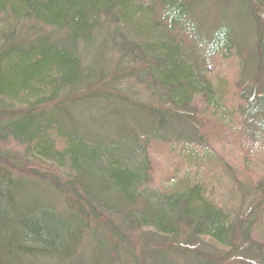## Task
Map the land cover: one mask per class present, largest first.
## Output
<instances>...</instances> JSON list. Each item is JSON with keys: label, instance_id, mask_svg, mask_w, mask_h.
<instances>
[{"label": "trees", "instance_id": "obj_1", "mask_svg": "<svg viewBox=\"0 0 264 264\" xmlns=\"http://www.w3.org/2000/svg\"><path fill=\"white\" fill-rule=\"evenodd\" d=\"M216 127L264 147V0H0V264H264Z\"/></svg>", "mask_w": 264, "mask_h": 264}, {"label": "rangeland", "instance_id": "obj_2", "mask_svg": "<svg viewBox=\"0 0 264 264\" xmlns=\"http://www.w3.org/2000/svg\"><path fill=\"white\" fill-rule=\"evenodd\" d=\"M106 57L109 58L111 55L109 53V50L105 52ZM229 62L222 64L221 66L217 67V73L220 76H223L227 78L229 81H231V78L234 75V66L228 65ZM214 81L216 80V77L213 76ZM224 129V128H223ZM218 131L222 134L220 128L215 129V131ZM225 134V135H224ZM222 134L223 136H228V138L221 140V141H215L212 143L213 148L219 152L220 154L224 155L230 163H233L238 167V173L240 172L241 179L246 183L247 185H255L256 188H264V161L262 153L264 152L263 148L258 149H246L242 148L238 145V143L234 138H239L235 135H227L226 133ZM151 158L153 159V168H152V177L154 181L155 186H159L161 188H170L172 185L176 182L175 180L163 182L164 180H171V177H168V174L171 172H174V166L173 164L176 162L175 157L171 156L168 157L165 154H161L160 152L155 150V147H153V150L151 151ZM262 156V157H260ZM30 168H32L30 166ZM27 167H24L23 170H26ZM39 170V169H37ZM25 175V174H24ZM30 177H33L30 175ZM210 177V173L206 172L203 169L199 168H192L191 170H186L184 173H177V178L180 180H187V181H201L205 180L208 182V178ZM35 178V176L33 177ZM221 185H211L213 187L212 191V198L216 202H227L226 199V193L229 192L232 187L226 182V180L221 181ZM37 183H41L37 181ZM229 202V201H228ZM263 235H264V227H263ZM132 244L135 240H131ZM88 257V252L84 254L81 264H86V260ZM126 258L129 257V255L125 256ZM85 262V263H84Z\"/></svg>", "mask_w": 264, "mask_h": 264}]
</instances>
